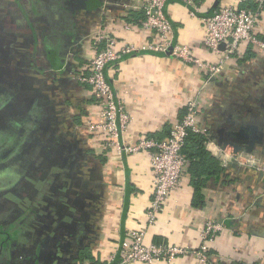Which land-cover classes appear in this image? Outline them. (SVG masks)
Returning a JSON list of instances; mask_svg holds the SVG:
<instances>
[{
	"label": "crops",
	"instance_id": "crops-1",
	"mask_svg": "<svg viewBox=\"0 0 264 264\" xmlns=\"http://www.w3.org/2000/svg\"><path fill=\"white\" fill-rule=\"evenodd\" d=\"M141 2L0 0V141L34 118L17 154L25 162L6 174L15 184L0 188V264H120L130 232L148 224L154 186L148 153L126 148L142 139L168 140L189 100L200 102L199 120L216 142L215 130L231 131L233 122L264 126V49L243 44L213 81L171 51L146 47L154 36L142 27ZM235 2L196 0L192 9L168 1L171 44L189 45L201 61L218 64L224 55L204 46L200 17ZM261 23L256 36L264 42V18ZM100 31L119 49L137 48L107 69L130 117L124 130L118 121L120 151L90 131L103 119L91 88L77 79L88 69ZM254 153L264 158V147ZM225 180L210 178L199 199L187 174L148 228L146 244L196 249L207 220L230 218L240 232L219 235L208 264H264V175L252 169ZM55 192L57 200H49ZM52 202L60 203L58 214ZM158 264L207 263L179 257Z\"/></svg>",
	"mask_w": 264,
	"mask_h": 264
},
{
	"label": "built area",
	"instance_id": "built-area-1",
	"mask_svg": "<svg viewBox=\"0 0 264 264\" xmlns=\"http://www.w3.org/2000/svg\"><path fill=\"white\" fill-rule=\"evenodd\" d=\"M144 14L142 27L150 32L154 41L146 47L153 52H169L182 61L197 66L211 78L218 76L223 65L239 54L243 44H252L264 49V42L259 40L256 32L260 30L264 18V0H236L235 3L221 6L211 14L200 17L204 26V46L215 54L224 57L218 64L201 61L189 45L171 44L173 25L165 14V6L170 0H141ZM192 9L197 8L196 0H179ZM255 5L256 8L251 7ZM194 15V14H193ZM116 39L102 31L98 32L94 41L95 53L85 74L77 76L81 84L91 88V95L97 102L103 119L100 125H91L90 131L98 132L104 137L107 147L116 146L118 121L124 130L130 122L123 104L109 81L107 69L117 63L123 55L137 50L134 45L117 47ZM200 102L191 99L187 103V112L183 119L171 129L166 141L142 139L126 148L129 154L141 151L148 153L154 176L153 197L147 212V226L131 231L129 238L123 243L120 264H158L162 261L173 262L179 257H195L202 263H212V246L219 235L232 232L223 219H209L200 233L201 242L198 248L188 249L178 245L151 244L147 245L146 235L149 227L155 225L159 215L165 210L171 195L179 189L187 175L189 160L184 153L189 134L195 133L207 138L206 150L215 157L220 166L226 169L231 177L240 172L255 169L264 175V158L255 153H235L230 147L222 148L212 137L208 128L200 122ZM234 169V171H231ZM230 170V171H229ZM235 221V220H233Z\"/></svg>",
	"mask_w": 264,
	"mask_h": 264
},
{
	"label": "trees",
	"instance_id": "trees-1",
	"mask_svg": "<svg viewBox=\"0 0 264 264\" xmlns=\"http://www.w3.org/2000/svg\"><path fill=\"white\" fill-rule=\"evenodd\" d=\"M251 7L256 8L254 4L251 5ZM183 111L185 112V110ZM206 140L207 138L205 136L191 132L187 138L186 146L184 148V153L187 155L189 160L187 174L191 177L192 185L195 188L196 196L199 199L201 198L200 192L202 187H204L205 183L210 178H216L218 180L220 177H224L227 179L225 182H229L228 179L231 178L230 173L225 176L227 170L223 169L218 160L206 150L204 146ZM231 171H234V169H231ZM223 221L232 231L240 232L238 222H234L230 218H225ZM211 253L213 252L211 251ZM229 264L242 263L235 262Z\"/></svg>",
	"mask_w": 264,
	"mask_h": 264
},
{
	"label": "water",
	"instance_id": "water-1",
	"mask_svg": "<svg viewBox=\"0 0 264 264\" xmlns=\"http://www.w3.org/2000/svg\"><path fill=\"white\" fill-rule=\"evenodd\" d=\"M213 81H216L215 78H212ZM264 107V106H263ZM28 122H32L31 119ZM33 129H30L27 126H23L20 129L19 143L16 147H21L23 142L28 137L27 132H31ZM30 133V134H31ZM217 143L222 148L230 147L234 150L235 153H247L252 154L256 151L258 146L264 147V126H257L254 124L249 125H238L236 122H233V130H227L225 127L215 130ZM14 152V149L6 156L4 159L0 160V163H5L6 158ZM4 165V164H3ZM236 222V221H234Z\"/></svg>",
	"mask_w": 264,
	"mask_h": 264
},
{
	"label": "flooded vegetation",
	"instance_id": "flooded-vegetation-1",
	"mask_svg": "<svg viewBox=\"0 0 264 264\" xmlns=\"http://www.w3.org/2000/svg\"><path fill=\"white\" fill-rule=\"evenodd\" d=\"M1 101H0V106H1ZM32 119L34 120V118L32 117ZM29 120V118L27 119V121ZM33 120L32 122H25L24 125H21V127L19 128V126H17V130L15 133L13 134L10 132V134L7 136L9 137L11 140H5L3 142L0 141V160L4 159L6 156H8V154L14 149V152L12 154H10V156L8 158H6L5 163H0V188H5V189H10L12 188V186L15 184V181L10 178V175H6L10 172V170L12 169H16V171H18V165H21V162H25V160L21 157L19 158L17 156V154L19 153L20 149L22 148V146L20 147H16L17 143H19V135H20V129L23 126H27L30 129H33ZM32 131V130H31ZM28 134H30L31 132H27ZM23 145V142L20 143V145ZM4 164V165H3ZM58 193H54L53 196L51 198H49V200H57ZM52 207L54 208V213L58 214L60 212V203L59 202H52Z\"/></svg>",
	"mask_w": 264,
	"mask_h": 264
},
{
	"label": "rangeland",
	"instance_id": "rangeland-1",
	"mask_svg": "<svg viewBox=\"0 0 264 264\" xmlns=\"http://www.w3.org/2000/svg\"><path fill=\"white\" fill-rule=\"evenodd\" d=\"M242 176H244V175H242ZM245 177V176H244ZM244 180L245 179H243L242 178V181L244 182ZM246 181V180H245ZM259 196H262L261 198H260V203H261V201H264V189H262V191H261V194L259 195ZM262 216L264 217V212H262ZM233 220V219H232Z\"/></svg>",
	"mask_w": 264,
	"mask_h": 264
}]
</instances>
